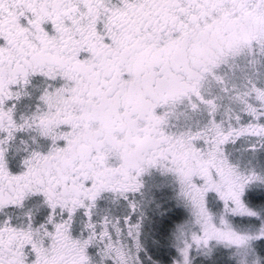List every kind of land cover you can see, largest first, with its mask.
Segmentation results:
<instances>
[{
	"label": "snow or ice",
	"instance_id": "1",
	"mask_svg": "<svg viewBox=\"0 0 264 264\" xmlns=\"http://www.w3.org/2000/svg\"><path fill=\"white\" fill-rule=\"evenodd\" d=\"M0 264H264V0H0Z\"/></svg>",
	"mask_w": 264,
	"mask_h": 264
}]
</instances>
